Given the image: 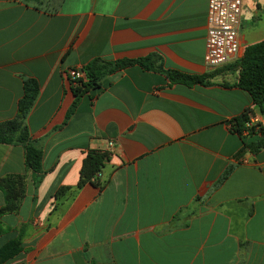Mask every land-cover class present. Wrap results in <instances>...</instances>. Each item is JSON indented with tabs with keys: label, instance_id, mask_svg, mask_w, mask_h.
Here are the masks:
<instances>
[{
	"label": "crops",
	"instance_id": "0c3cea01",
	"mask_svg": "<svg viewBox=\"0 0 264 264\" xmlns=\"http://www.w3.org/2000/svg\"><path fill=\"white\" fill-rule=\"evenodd\" d=\"M207 2L0 0V120L35 77L27 123L44 137L46 170L35 186L23 147L0 141V176L26 175L18 209L0 212V247L19 237L20 249L0 264H264V146H243L261 132L242 136L229 124L249 108L264 129V116L232 85L236 69L205 64ZM263 3L242 0L234 59L264 38ZM151 52L163 67L212 70L211 83H169L130 64L88 88L55 127L74 97L70 68ZM89 149L108 155L100 184L78 185Z\"/></svg>",
	"mask_w": 264,
	"mask_h": 264
},
{
	"label": "trees",
	"instance_id": "16d2710c",
	"mask_svg": "<svg viewBox=\"0 0 264 264\" xmlns=\"http://www.w3.org/2000/svg\"><path fill=\"white\" fill-rule=\"evenodd\" d=\"M160 55L151 52L147 55L135 57H119L114 59L95 56L89 59L81 68L85 72V77L76 79L70 78V89L74 95L69 105L63 121L55 127L64 124L71 113L74 111L81 95L90 87L99 85L100 79L116 69L137 63L146 69H155L162 71L169 83L180 82L187 85L193 83H211L210 77L213 71L203 73L186 72L175 68L163 67L160 63ZM227 69H236L237 77L232 85L238 86L248 91L253 103L257 104L259 111L264 116V38L247 44L242 54L227 62ZM227 84V83H224ZM39 91V81L33 76H27L23 79V93L18 99L17 110L13 117L0 120V141L6 143L20 144L24 149V162L26 169L31 171L33 184L36 186L43 178L46 170L42 167L43 139L44 137L34 136L27 123L28 112L33 105ZM250 109L245 108L239 114L229 119L230 128L240 135L260 131V137L253 142L243 141V146L251 151L258 150L264 146V129L261 123L254 122L248 126L250 120ZM106 151L89 149L83 157L80 170L78 185L85 181H94L100 184V180L94 177L100 170L104 160L107 158ZM229 165L220 175L219 181H222L231 171ZM26 175L22 172L8 173L0 176V189L4 193V203L0 207V212L16 211L20 205L21 199L25 193ZM68 186H60L55 191L57 194L63 193ZM20 249V238L16 237L4 243L0 247V262L12 256Z\"/></svg>",
	"mask_w": 264,
	"mask_h": 264
},
{
	"label": "built area",
	"instance_id": "2783aa9c",
	"mask_svg": "<svg viewBox=\"0 0 264 264\" xmlns=\"http://www.w3.org/2000/svg\"><path fill=\"white\" fill-rule=\"evenodd\" d=\"M242 0H208L206 11V36L204 62L207 66H218L231 61L239 48V23ZM261 28L264 32V3L261 16ZM71 78L85 77L80 67L69 69ZM254 122H246L248 126ZM247 129L243 130L246 134ZM112 141H109L111 144Z\"/></svg>",
	"mask_w": 264,
	"mask_h": 264
}]
</instances>
